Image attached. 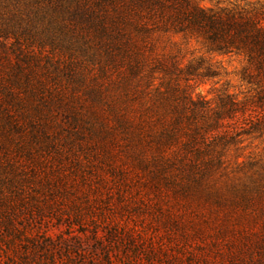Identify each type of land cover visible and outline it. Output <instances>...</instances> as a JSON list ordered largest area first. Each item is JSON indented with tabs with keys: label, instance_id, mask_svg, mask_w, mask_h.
Returning a JSON list of instances; mask_svg holds the SVG:
<instances>
[{
	"label": "rangeland",
	"instance_id": "rangeland-1",
	"mask_svg": "<svg viewBox=\"0 0 264 264\" xmlns=\"http://www.w3.org/2000/svg\"><path fill=\"white\" fill-rule=\"evenodd\" d=\"M40 1L0 0V264H264V136L230 147L218 201L155 186L140 168V30L131 59L94 43L69 56ZM213 60L223 75L196 92L248 93L241 55Z\"/></svg>",
	"mask_w": 264,
	"mask_h": 264
},
{
	"label": "trees",
	"instance_id": "trees-1",
	"mask_svg": "<svg viewBox=\"0 0 264 264\" xmlns=\"http://www.w3.org/2000/svg\"><path fill=\"white\" fill-rule=\"evenodd\" d=\"M40 2L49 43L69 56L94 43L107 58L131 59L129 33L140 30V168L155 186L162 181L184 197L220 200L212 179L229 174L230 147L238 152L245 136H264V1L208 7L197 0ZM23 31L27 44L38 40L37 32ZM192 42L203 54L195 55ZM232 54L244 58L239 78L248 93L240 98L225 90L208 98L196 92L223 75L213 56ZM95 133L90 127L88 137Z\"/></svg>",
	"mask_w": 264,
	"mask_h": 264
}]
</instances>
